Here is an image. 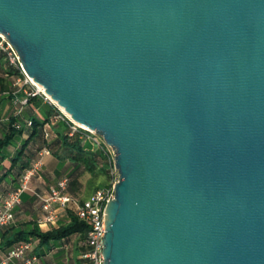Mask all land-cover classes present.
<instances>
[{
  "label": "water",
  "instance_id": "1",
  "mask_svg": "<svg viewBox=\"0 0 264 264\" xmlns=\"http://www.w3.org/2000/svg\"><path fill=\"white\" fill-rule=\"evenodd\" d=\"M0 32L115 150L103 264H264V0H0Z\"/></svg>",
  "mask_w": 264,
  "mask_h": 264
},
{
  "label": "crops",
  "instance_id": "2",
  "mask_svg": "<svg viewBox=\"0 0 264 264\" xmlns=\"http://www.w3.org/2000/svg\"><path fill=\"white\" fill-rule=\"evenodd\" d=\"M15 78L8 76L5 90L2 89L0 81V90L3 91L0 97V136H4L7 132V123L11 118H20L21 122H25L32 115V107L30 105L27 104L21 112H18V106L13 102L12 91L15 89L13 86ZM19 95H23L22 90ZM43 105L51 109L47 102L43 101ZM57 112L58 110L52 109L50 119L44 125L45 134L42 140L48 139L50 146L43 145L41 139L37 143L28 140L31 128L24 127L22 132L15 135L12 143L0 154L1 204L3 196L18 186L20 182L21 167L19 162L15 164L13 162L18 150L25 143H27V148L30 152L37 149L39 145H43L37 151L31 165L39 158H41L42 163L30 179L29 188L22 194L21 203L15 207L13 221L0 228V264H2L1 260L7 251L16 243L13 242L11 244V241L23 232L32 242L31 250L27 254L36 253L38 256L37 260L32 264H85L81 255L86 247L82 245V239L78 234H73L69 238L51 239L48 242H41L36 233H32L34 231L47 232L70 221L71 210L68 207H60L58 205H55L57 212L55 220H45L46 211L43 208L42 198L49 194L50 188L60 178L68 177L67 191L78 200L90 197L97 188L104 186L108 182L107 175L101 173L91 174L88 171H84L76 180L75 175L82 171V167L79 162L74 160L69 150L64 148L63 141L59 139L63 120L56 116ZM33 113L44 118V114L37 108ZM84 146L100 150L90 139H84ZM7 264H24V259H14Z\"/></svg>",
  "mask_w": 264,
  "mask_h": 264
},
{
  "label": "built area",
  "instance_id": "3",
  "mask_svg": "<svg viewBox=\"0 0 264 264\" xmlns=\"http://www.w3.org/2000/svg\"><path fill=\"white\" fill-rule=\"evenodd\" d=\"M0 50L5 53V59L11 66L20 70L16 76L13 86V102L18 106V112L28 104L31 96L39 95L44 102L56 106V101L48 95L45 90L41 89L35 80L24 69L20 57L7 39L0 32ZM22 90L23 95H19ZM3 91L0 90V97ZM58 108V107H57ZM56 116L68 124L70 134L78 133L82 139L92 140L103 152L106 157L107 169L109 172V182L107 185L100 187L88 198L78 200L68 189V177L60 178L55 185L50 188L47 196L42 198L43 208L46 211L45 220L54 221L57 215L55 205L60 207H71L76 216L87 223V230L81 243L86 249L82 252V259L85 264H103V238L105 234V208L107 203L115 195V186L119 180V171L116 167L115 150L113 146L107 143L105 138L97 132L88 129L73 119L67 112L58 110ZM28 125L31 124L29 120ZM18 127L20 124H16ZM47 136V133H46ZM42 160L39 158L31 166L27 167L20 175L18 186L8 191L2 198L0 204V228L10 224L14 219V209L21 203L22 194L29 188V182L41 165ZM31 240H20L13 244L7 251L2 264L18 258L24 259V264L34 263L38 256L36 253L27 254L31 250Z\"/></svg>",
  "mask_w": 264,
  "mask_h": 264
},
{
  "label": "trees",
  "instance_id": "4",
  "mask_svg": "<svg viewBox=\"0 0 264 264\" xmlns=\"http://www.w3.org/2000/svg\"><path fill=\"white\" fill-rule=\"evenodd\" d=\"M0 73V81L2 84V89L4 90L7 88L6 80L8 76L16 77L20 74L19 69L8 64L5 59V53L2 50H0ZM28 105L32 107V115L30 118H27L25 122H21L20 118L13 117L7 123V132L4 134V136H0V154L8 145L12 143L14 136L22 132L24 127L31 128L28 140H31L35 143H37L40 139L42 140V137L45 134L44 125L50 119V113L52 112V109L59 110L55 105L49 104L51 106V109L44 106L43 98L39 95L31 96L29 98ZM36 108L44 114V118H41L38 114L33 113ZM29 120L31 121L30 125H28L27 123ZM16 124H20V126L18 127ZM60 133L61 134L59 136V139L63 141L64 148L69 150L74 160L79 162L80 166L82 167V171L78 172L75 175L76 180L77 177L81 175L84 171H88L91 174L101 173L107 175L109 182V172L107 169L106 157L103 152L101 150H95L85 147L84 139H82L78 133H69L68 124L65 121H63ZM42 144L47 147L50 146V144L48 143V139H43ZM42 144L39 145L37 149L32 150V152H30L27 148V143H25L18 150L17 155L14 157V164L19 162V165L23 172L27 167L31 165L32 160H34V158L36 157L37 151L42 148ZM108 182L105 185H107ZM69 209L71 210L72 214L71 219L67 224H63L57 228H52L47 232L34 231L32 233H36V235L40 238L41 242H48L51 239L69 238L73 234H78L80 238L83 239L88 225L84 220L80 219L78 216L75 215L71 207H69ZM23 233L16 237L14 240H12L11 244L19 240L30 239L25 233Z\"/></svg>",
  "mask_w": 264,
  "mask_h": 264
},
{
  "label": "rangeland",
  "instance_id": "5",
  "mask_svg": "<svg viewBox=\"0 0 264 264\" xmlns=\"http://www.w3.org/2000/svg\"><path fill=\"white\" fill-rule=\"evenodd\" d=\"M35 82H36V81H35ZM36 83H37V82H36ZM54 101H56V100H54ZM56 106L58 107L59 110L65 111V109H64L62 106H60L57 102H56Z\"/></svg>",
  "mask_w": 264,
  "mask_h": 264
},
{
  "label": "bare ground",
  "instance_id": "6",
  "mask_svg": "<svg viewBox=\"0 0 264 264\" xmlns=\"http://www.w3.org/2000/svg\"><path fill=\"white\" fill-rule=\"evenodd\" d=\"M37 84H38V86H39L41 89L45 90L44 86H42V85L39 84L38 82H37Z\"/></svg>",
  "mask_w": 264,
  "mask_h": 264
}]
</instances>
